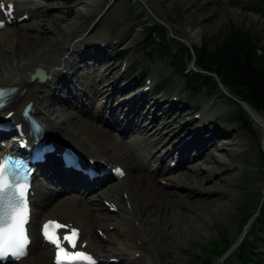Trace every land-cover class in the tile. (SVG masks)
I'll return each mask as SVG.
<instances>
[{
	"label": "bare ground",
	"instance_id": "1",
	"mask_svg": "<svg viewBox=\"0 0 264 264\" xmlns=\"http://www.w3.org/2000/svg\"><path fill=\"white\" fill-rule=\"evenodd\" d=\"M62 1L0 0L5 7L0 9L2 19L4 14L15 17L12 25L0 31V87L18 89L9 99L7 111L0 115L13 112L11 120L19 123L24 107L33 103L34 116L55 144L74 148L82 159H92L97 166H119L126 176L106 184L112 178L90 182L70 172L77 177L70 180L50 175L43 166V181L36 183L38 199L36 203L34 200L31 229L34 241L40 242L44 221L60 216L65 224L73 223L82 230L87 250L100 264H155L162 241L178 248L190 222L194 229V220L205 225L230 209L228 202L235 201L240 187L243 161L248 157L262 163L260 150L253 144V125L245 121L228 131L216 128L206 137L202 131L216 119L205 107L201 125L188 135L184 131L175 134L178 142L173 145L168 135L176 124L170 118L176 111L187 115L189 107L177 108L174 102L161 98L152 101L149 92L135 91L136 81H125V73L116 77L115 70L108 75L99 70L113 60L112 52L128 50L131 44L126 41L133 39V29L95 41L92 35H96L105 13L79 35L83 18L98 11L101 0L73 5L80 7L65 25H61L60 15L68 10ZM142 1L150 6L148 20L167 22L157 14V0ZM9 5L13 6L10 12ZM89 29L92 31L87 34ZM201 33L195 31L188 42ZM39 68L46 78L32 80ZM85 69L91 70L88 77L98 78L97 84L88 83L82 73ZM253 115L264 126V117L255 111ZM241 125L249 129L247 134L241 133L245 131ZM5 151L0 145V155ZM175 156L177 167L170 168L169 161ZM261 180L259 169L257 187H263ZM102 202L115 207L116 215L110 214L111 210L108 213ZM35 206L45 216L39 223ZM96 229L107 233L98 237ZM34 249L41 256L31 264H49L50 251L42 253L36 244ZM111 258L120 261L113 263ZM165 259H159L160 263L168 264ZM26 262L24 259L17 264Z\"/></svg>",
	"mask_w": 264,
	"mask_h": 264
},
{
	"label": "rangeland",
	"instance_id": "2",
	"mask_svg": "<svg viewBox=\"0 0 264 264\" xmlns=\"http://www.w3.org/2000/svg\"><path fill=\"white\" fill-rule=\"evenodd\" d=\"M79 1L90 2L91 0H72L69 3L63 0L62 3L60 2L61 5H64L66 10H68L67 13L65 12L60 15V18L63 20L61 25L67 24L76 15L80 6L75 8L73 5ZM111 2L112 0H101L99 10H95L91 15H86L83 18L82 30L79 35H81V33H83V31H85V29L91 24L93 27L102 16L101 13L104 12L103 14L107 13L106 17H104V19L98 24L96 35H92L95 36V41L100 42L107 40L110 36L115 34L117 36V34L130 28L133 29L134 36L133 39L130 38L126 41L127 44L131 45L128 50H126L127 52L124 53L128 55L125 63L121 64L118 60L116 61V59H114V61L109 64L110 66H101L99 68L100 71L108 75L115 70V75L119 76L123 72L125 65L132 68H134V66H141V68L145 69L149 75L151 74L149 78L154 81L155 85L161 81V79H166L165 82L168 84L167 87L169 89L156 97V99H166L168 102L176 100L173 102L176 103L177 108L181 109H183L187 103L189 109L192 108L193 112L194 110L195 112L198 110L202 113L205 107L210 108V114H213L215 116L213 119L216 120L210 121V125L202 131V134L204 135H209L210 132L216 128H220L221 131H228L233 127H237V123L241 124L236 120V117L241 115L240 105L234 101L233 98L231 99V97L225 95L222 91H219L214 98H209L203 94L192 99L189 94L183 93L184 80L181 76L174 74L172 67L169 65V62H167V58L164 56H151L150 54L143 52V47L147 36L150 35V28L164 27L169 32V35L168 40H166V42H161V44H164L165 47L168 45V47L172 48L173 52L180 51L183 55L185 52L184 50L181 52L177 41L181 43V47L185 46L193 48L194 46L199 45L205 38L222 35L230 23H234V25L239 28L251 30L253 33L261 35L263 37L264 46L263 15L249 11L248 5L246 6L247 8H243L242 5H237L235 0H157V3H155L156 11L162 20L166 19L167 22L164 23L160 20L157 22L148 20L150 6L142 0H115L112 5H110ZM107 6L111 7L107 8ZM27 23H30V21ZM90 31H92V29H89L87 34L90 33ZM195 31H202V33L197 36L192 43H189L188 39H190V36L193 35ZM151 37H154V35H151ZM115 41L116 39L114 42ZM120 51L123 50H119V52ZM112 55L114 56L115 52H112ZM120 64L121 66L118 67ZM84 72L87 76L88 83L97 84L96 81H98V78L92 79L88 77L87 72L90 73L91 70L85 69L83 70V73ZM186 72L188 74L197 73L194 71V66L191 64L187 67ZM125 81H129V79L127 78ZM151 100L154 101L155 98ZM192 109L190 111L188 110L187 113L189 116L185 118L180 117L181 114H184L181 111H176L173 115L171 114L172 117L170 119L174 121V126L176 124V127L175 131L168 135V138L173 140V145L178 142H175V134L180 133L184 128H187L186 130L189 133L190 130L193 132L199 127V125H201V123H199L193 126L192 120L195 114H192ZM245 113L246 114L242 115L248 119V122H250L251 125H253L254 131L258 132L256 133V136L260 138L261 145L256 139H254L256 143L253 142V144L260 150L262 163L259 164L257 161H252L247 157L245 161H243V170L239 179L240 187L235 193L236 199L234 202H228L230 209L227 210L226 213L214 217L213 220L207 221L205 225H201V222L194 220V223L197 224V227H194V229L191 224L192 222H190L187 232L184 235L185 238L182 239L181 246L178 248L169 247L166 245L165 241H162V250L159 254H155V264H161L159 259H162V257L163 259L164 257L167 258L165 260L168 261V264H189L191 261L190 255L193 251L200 253L206 244H209L212 241L215 242V240L221 236L217 230H221L222 225L226 227L223 228L230 240L234 243H239L238 240L242 236L238 233V223L240 218L247 212L254 214L261 210L264 202V129L246 111ZM229 119H231V121H228ZM242 127L245 126L241 125V128ZM247 132L248 130H245L241 133L247 134ZM175 158L178 157L175 156ZM259 169H261V183L263 187H257ZM101 204L108 212V209L103 202ZM38 211H40V208H37L36 210L37 215L39 216L37 222H40L45 216H42ZM110 214L113 216L116 215V213L112 211ZM56 217L60 218V216ZM198 219H200L199 216ZM254 221L255 220L253 219L247 225L245 229L246 233H249L252 230L251 226ZM112 223H115V221H112ZM110 230L113 231V228ZM106 233V230L101 229H96L95 231V234L98 237L104 236L103 234ZM262 239L264 240V235L262 236ZM262 251L264 253V242ZM35 252V250L32 251L25 264H31L33 259L38 258L39 255L41 256L40 253L36 254ZM41 252L44 253L42 250ZM48 262L51 264V258H49ZM229 264L240 263L233 260L229 262Z\"/></svg>",
	"mask_w": 264,
	"mask_h": 264
},
{
	"label": "trees",
	"instance_id": "3",
	"mask_svg": "<svg viewBox=\"0 0 264 264\" xmlns=\"http://www.w3.org/2000/svg\"><path fill=\"white\" fill-rule=\"evenodd\" d=\"M235 2L243 8H247L248 5L249 11L264 16V0H235ZM168 35L169 32L164 27L150 28V35L147 36L143 50L150 51L152 55L162 52L170 57L175 73L185 78V91L192 93L193 96L202 93L214 95L219 88V80L233 95L264 117V47L261 35L230 23L222 35L203 39L199 45L193 47V52L191 48L181 47V43L177 41L181 52L183 50L185 52L183 55L180 51L173 52L168 45L165 47L161 44L168 40ZM194 61L200 73L190 75L186 72L187 67ZM240 110L241 115L238 117L248 121L242 115L246 114L245 110L241 107ZM263 218L255 229L261 227ZM248 219L249 217L246 221ZM218 232L221 235L220 239L205 246L206 258L194 256L191 264H213V259L206 255L221 256L229 249L232 243L227 233L223 228ZM261 257L258 246L248 239L235 254L240 264H263Z\"/></svg>",
	"mask_w": 264,
	"mask_h": 264
},
{
	"label": "snow or ice",
	"instance_id": "4",
	"mask_svg": "<svg viewBox=\"0 0 264 264\" xmlns=\"http://www.w3.org/2000/svg\"><path fill=\"white\" fill-rule=\"evenodd\" d=\"M4 6L0 5V9ZM13 6H8V11ZM3 25L0 24V27ZM5 95L0 91V108L4 106ZM12 157L0 161V264L11 258L19 260L27 255L30 239L27 224L30 210L27 201L28 183H19L8 174L9 163ZM122 174V173H121ZM58 222L49 221L42 227L45 239L57 248L56 264H95L93 258L83 252L70 253L65 249L59 237V229L66 228ZM79 232L72 229L69 235L64 236L71 248H76Z\"/></svg>",
	"mask_w": 264,
	"mask_h": 264
},
{
	"label": "water",
	"instance_id": "5",
	"mask_svg": "<svg viewBox=\"0 0 264 264\" xmlns=\"http://www.w3.org/2000/svg\"><path fill=\"white\" fill-rule=\"evenodd\" d=\"M36 77H38L37 72H36V74H34V75L32 76V78L34 79V78H36ZM243 105H244V103H243ZM245 107H248L247 104H245Z\"/></svg>",
	"mask_w": 264,
	"mask_h": 264
}]
</instances>
